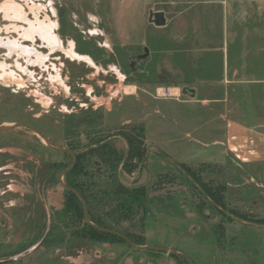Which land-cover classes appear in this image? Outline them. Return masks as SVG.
I'll use <instances>...</instances> for the list:
<instances>
[{"label":"rangeland","instance_id":"374dc122","mask_svg":"<svg viewBox=\"0 0 264 264\" xmlns=\"http://www.w3.org/2000/svg\"><path fill=\"white\" fill-rule=\"evenodd\" d=\"M13 1L29 20H35L31 8L39 9L38 20L53 23L62 49L52 51L39 36L22 38L27 24L0 14V65L6 67L0 69V126L29 124L67 150L88 151L92 141L106 139L125 155L127 142L116 134L143 126L146 151L132 174L119 160L88 157L77 177L100 183L102 196L140 190L143 207L126 203L133 221L122 227L139 235L143 246L174 250L193 264H264V144L258 141L256 153H232L223 123L204 121L203 108H182L175 93H163L176 82L179 0ZM162 11L168 18L165 28L149 23L150 12ZM13 42L37 51L44 57L41 64L37 54L10 49ZM144 47L150 57L138 61ZM129 59L136 63L135 72ZM188 112L198 120L182 119ZM72 162L25 129L0 134V261L122 264L128 248L119 244L68 253L64 246L39 243L9 258L34 240L43 212L46 235L53 213L63 207L64 189L49 181L43 185L44 172L49 165L67 169ZM63 171L56 173L58 181ZM203 184L220 191L223 207L203 193ZM170 254L156 264H188ZM123 260L133 263L130 257Z\"/></svg>","mask_w":264,"mask_h":264},{"label":"crops","instance_id":"0c3cea01","mask_svg":"<svg viewBox=\"0 0 264 264\" xmlns=\"http://www.w3.org/2000/svg\"><path fill=\"white\" fill-rule=\"evenodd\" d=\"M175 6L176 82L165 88L178 90V106H199L204 121L223 123L232 153H256L258 141L264 144V0H179ZM185 87L195 97L182 95ZM181 118L198 120L192 112Z\"/></svg>","mask_w":264,"mask_h":264},{"label":"trees","instance_id":"16d2710c","mask_svg":"<svg viewBox=\"0 0 264 264\" xmlns=\"http://www.w3.org/2000/svg\"><path fill=\"white\" fill-rule=\"evenodd\" d=\"M117 135L121 136L127 142L128 151L126 155L119 153L115 147L109 142H106V139L100 138L91 142L88 151L80 149L77 151L76 148H70L69 151L74 152L76 155L77 163L70 172L65 174L64 179L66 185L77 191L85 200L88 216L92 224L118 232L131 240L135 245L143 246V239L139 235L131 233L129 229L122 227L123 223L133 221L128 217L130 209H126V203L132 206L136 204L135 206L139 210L143 207V195L140 193V190H124L125 193L121 195L104 193V196H102L101 190L105 189H102L100 183H94L95 181L93 180L83 181L77 177L82 170L83 161L88 157H96L105 161L109 159L119 160L122 162V170L125 173L130 175L135 171L137 160L141 159L146 151L144 145V127L134 126L130 130L122 128L116 136ZM67 157L71 159L70 156L67 155ZM65 168V166L61 167L58 164L49 165L48 169L44 172L42 184H47L48 181L52 184H59L55 175L57 172L65 170ZM180 168L188 172V170H186L188 168L184 164H180ZM201 186L203 187V193L209 197L210 201H212L217 208L224 206L218 189L208 187L205 184ZM118 197L120 198L117 199ZM130 197L133 199L132 203L128 201ZM119 202L125 203L120 204ZM117 203L119 204L117 205ZM45 217L46 215H44L43 212L38 218L40 226L35 232L34 240L26 246L22 245L17 247L10 253L9 258L16 257L39 243L40 246L47 247L64 246L67 248L68 253H71L77 248L81 250H91L102 244L126 245L128 253L123 256V258H132L133 264H156V259L158 257L167 254V252L163 251L135 250L123 238L113 233L101 232L91 225H88L85 221L84 210L79 199L74 193L67 192L66 190H64L63 207L53 213L49 232L44 236V230H46ZM147 256H151L153 259H145L144 257ZM170 256L188 263L186 259L179 255L170 254ZM123 258L121 259V263L125 264L126 262H124L125 260H123ZM0 264H16V262L13 260L5 262L0 261Z\"/></svg>","mask_w":264,"mask_h":264},{"label":"water","instance_id":"95a60500","mask_svg":"<svg viewBox=\"0 0 264 264\" xmlns=\"http://www.w3.org/2000/svg\"><path fill=\"white\" fill-rule=\"evenodd\" d=\"M122 1V0H121ZM149 23L153 24L154 26L158 27V28H161V27H164L166 26V17H165V13L164 12H150V15H149ZM150 56V50L147 48V47H144L143 48V55H140L138 56L136 59L138 61H147L148 58ZM136 64V63H135ZM136 71V70H135ZM182 95H185V96H191V97H195V94H196V91L193 90V89H190L188 87H185L182 89L181 91ZM18 129H25L33 134H35L36 136H38L42 141L45 142V144L61 153H64V154H67L68 156H70L72 158V164L70 165V167H68L67 169H65L61 174H60V177H59V182L60 184L62 185V187L67 191V192H72L76 195V197L79 199L81 205H82V208L84 210V217H85V221L88 225H91L92 227L98 229L99 231L101 232H107V233H113L121 238H123L129 245H131L135 250H138V251H147V250H156V251H164V252H167V253H173V254H176V255H180L182 257H184L188 262L189 264H193L191 259H189L187 256L181 254V253H178L174 250H171V249H164V248H157V247H152V246H143V247H140V246H137L135 245L132 241H130L128 238H126L125 236H123L122 234L118 233V232H114V231H111V230H107V229H104V228H101L99 226H96L94 224L91 223L90 219H89V216H88V211H87V206H86V203H85V200L83 199V197L75 190H73L72 188H70L69 186H67L64 182H63V177L65 176L66 173L70 172L75 164H76V161H77V158H76V155L74 153H72L71 151L67 150L64 146L50 140L48 137H46L43 133H41L37 128L29 125V124H26V123H15L13 125H1L0 126V134L2 133H7V132H11V131H14V130H18Z\"/></svg>","mask_w":264,"mask_h":264},{"label":"bare ground","instance_id":"6f19581e","mask_svg":"<svg viewBox=\"0 0 264 264\" xmlns=\"http://www.w3.org/2000/svg\"><path fill=\"white\" fill-rule=\"evenodd\" d=\"M36 8V7H35ZM34 7L31 8V11L34 13V19L35 20H29L27 17V13L24 11V9L17 5L13 0H7L6 2H4L1 6H0V14H3L4 19L10 21L11 23H16V22H22V23H26L27 24V28H21L22 33H21V37L24 39H29L32 41H35L36 36H39L43 41H45L48 45V47L52 50V51H56L58 49H62L61 48V42L58 38V36H56L53 33V23L49 22H41L38 20V14H37V10L39 11V9H35ZM47 18V17H46ZM13 28L18 31L19 28L13 24L12 25ZM21 27V26H20ZM10 29V28H9ZM18 42V40H17ZM1 43V41H0ZM11 48L10 49H21L23 52L22 53H26L27 55L32 54H37V60L36 62H41L40 59L44 58L43 56L39 55L37 53V51H34L33 49L30 50L29 48L26 49L24 47H22L21 45H19V43H14L10 44ZM21 52V51H20ZM21 56V55H19ZM5 64V63H3ZM1 64L0 65V69H4L6 68L5 65ZM41 64V63H40ZM5 73V72H4ZM3 73V74H4ZM2 74V75H3ZM12 75V73H11ZM14 75V73H13ZM4 78V77H3ZM127 93H132V91L134 90L133 87H127L126 89ZM172 94L173 93H177V91H170Z\"/></svg>","mask_w":264,"mask_h":264},{"label":"flooded vegetation","instance_id":"af4514ba","mask_svg":"<svg viewBox=\"0 0 264 264\" xmlns=\"http://www.w3.org/2000/svg\"><path fill=\"white\" fill-rule=\"evenodd\" d=\"M129 67H130V69H131V71L132 72H135V70H136V64H135V61H132V60H130L129 59ZM65 183V182H64ZM59 184H60V182H59ZM66 184V183H65ZM63 188V187H62ZM64 189V188H63ZM65 190V189H64ZM49 232V230L47 231V233ZM115 232V231H114ZM46 233V234H47ZM131 241V240H130ZM140 247H143V246H140ZM148 251V250H147ZM156 251V250H155ZM164 252V251H163ZM173 254V253H172ZM180 256V255H179ZM182 257V256H181ZM184 258V257H183ZM185 259V258H184ZM188 262V261H187ZM133 264V263H132ZM148 264H151V263H148ZM188 264H189V262H188Z\"/></svg>","mask_w":264,"mask_h":264},{"label":"built area","instance_id":"2783aa9c","mask_svg":"<svg viewBox=\"0 0 264 264\" xmlns=\"http://www.w3.org/2000/svg\"><path fill=\"white\" fill-rule=\"evenodd\" d=\"M163 93H164V95H166V96H171L172 94H171V92H170V89H164L163 90Z\"/></svg>","mask_w":264,"mask_h":264}]
</instances>
